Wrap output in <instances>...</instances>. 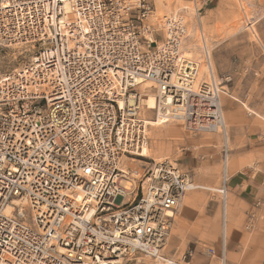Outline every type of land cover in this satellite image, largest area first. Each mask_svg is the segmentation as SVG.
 <instances>
[{"label":"built area","instance_id":"obj_1","mask_svg":"<svg viewBox=\"0 0 264 264\" xmlns=\"http://www.w3.org/2000/svg\"><path fill=\"white\" fill-rule=\"evenodd\" d=\"M187 26L156 0H0V47L33 50L0 75V264H179L163 251L187 175L152 160L135 178L119 163L147 147L149 112L224 128V79L197 81ZM227 155L224 143L223 197ZM202 252L226 264L224 243Z\"/></svg>","mask_w":264,"mask_h":264},{"label":"rangeland","instance_id":"obj_2","mask_svg":"<svg viewBox=\"0 0 264 264\" xmlns=\"http://www.w3.org/2000/svg\"><path fill=\"white\" fill-rule=\"evenodd\" d=\"M192 1L156 0V15L188 7L190 15L186 17L187 27L193 34V28L197 30V25L195 20H190V8H194ZM196 4L215 79H224L222 84L226 93L224 103V95L221 94V104L223 115L227 118L228 158L234 167L226 182L234 213V228L225 244L226 264H264V193L262 201L256 200L250 207L239 200L240 193L235 197L228 187L231 176L260 175L264 192V0H196ZM197 33H194L193 39L200 45ZM184 52L196 54L193 50ZM32 53L33 50L24 45L0 47V75L22 66ZM201 60V64L204 63L202 57ZM248 108L256 114L248 112ZM147 117V121H157L153 112H149ZM148 124L151 158L142 160L151 162L152 159L168 157L187 175V179L189 177L191 184L199 186L189 189L188 193L193 198L190 210L201 218L183 219L178 209L180 216L172 220L164 255L179 264H220L217 257L209 259L203 255L200 245L192 257L186 256L184 261L182 257L194 248L192 246L201 239V235L210 236V247L216 252L220 251L223 244L224 197L219 192L222 188V133L220 130L218 133H190L180 123L164 121L159 123L158 135V129L153 128L152 123ZM168 127L174 128L176 132H168ZM190 158L195 165L189 164ZM136 164L140 168L144 165L142 162ZM147 167L145 164L143 169ZM210 178L213 179L212 183L205 182V179ZM209 199L210 219L207 207ZM152 263L151 259L145 258L141 263L131 261L126 264Z\"/></svg>","mask_w":264,"mask_h":264},{"label":"bare ground","instance_id":"obj_3","mask_svg":"<svg viewBox=\"0 0 264 264\" xmlns=\"http://www.w3.org/2000/svg\"><path fill=\"white\" fill-rule=\"evenodd\" d=\"M176 1V0H174ZM179 1V0H178ZM193 5H194V8H190L192 10V14H191V21H194V20H199L200 19V16L197 15V4H196V0H193L192 1ZM173 7V6H172ZM188 7H184V8H177L176 11H172L170 13L172 14H181L182 15V18L186 19V17H188ZM157 13V12H156ZM158 16V15H157ZM200 22V21H199ZM197 22H195L196 24ZM198 25V24H197ZM248 25V23H247ZM193 30H195L194 33H196V31L198 32L197 35H198V39H199V42H200V45L198 43H196V41L193 39V36H194V33L191 34V29H187V34H186V38L184 40V43H183V46H182V52L184 54V56H187V57H191L193 58L194 60H196V62L198 63V77H197V81H200V80H208L209 78H211V75H213V77L215 78V75H214V69H213V65H212V62H211V56H210V51L208 49V46H207V43L205 41V35L202 33V28L198 27L197 30H196V27L193 28ZM201 32V33H200ZM200 35V36H199ZM202 39V40H201ZM206 48V49H204ZM184 49V50H183ZM185 50H188L190 52H192V50L194 52H196V54H187L185 53L184 51ZM189 52V53H190ZM203 54L207 55L203 57ZM201 57L203 59V62L201 60ZM205 58V59H204ZM152 84L149 82V81H146L142 84V88H145V87H149L151 86ZM148 93L146 94L147 97L144 99V104L147 105V107L149 109H153L155 107V99H154V96L152 93L149 92V89L147 90ZM225 92H223V95L224 97L222 98V103L223 101L225 100ZM157 117V121H148V123H152V125H154L153 128H155L156 130L158 129V126H159V123L161 124L162 122L164 121H168L166 119H164L161 115H156ZM226 117L225 115H223V122H224V128L222 126H216L213 128V131L218 133V130H220V132L222 133V136H223V142L226 143V145L228 144V133H227V129H226ZM168 132L170 133H173V132H176V130L172 127H168L167 128ZM156 134H160V131L158 129V132H156ZM150 153H149V148H148V145L147 147L144 148L143 152L140 154L139 157H123L121 158L120 160V163H119V167L120 169L122 170H125V171H128L132 177H135V178H140L143 174V167L145 164L148 165V162H146L145 160H142L143 158H151L150 157ZM154 160V159H152ZM156 163H162V162H165V161H169L171 164L176 165L175 162H173V160H171L170 158L168 157H164V158H159L157 160H154ZM136 162H142L144 163L143 166H141L142 168H140ZM225 164H226V170H227V177H228V174L230 173V169H231V163L229 162V158H228V155L226 157V160H225ZM183 173V172H181ZM194 189V188H197L196 185L194 184H191V182L189 181V177L188 179H186V184L184 186V193H183V204L182 205H190L192 203H190L187 199V196L190 194L188 193L189 189L191 190ZM227 193L226 195H224V201H223V215H224V223L222 225V243H224V245L227 243V240H228V237H229V233L227 231V218H228V214H229V207H228V201H227ZM181 207V205H180ZM180 207H178V209L180 210ZM177 209V210H178ZM179 210H178V214L175 212L172 214V219L174 218V220H176L180 215H179ZM223 217V216H222ZM180 221V220H179ZM226 221V222H225ZM146 257H143V258H138L136 260V263H141L142 260H144ZM148 259V258H147ZM156 262H154L155 264H162V262L160 260H155ZM113 263V261H111ZM119 262V261H118ZM153 262V260H152ZM152 263V264H154ZM101 264H108L107 261L105 260H102L101 261Z\"/></svg>","mask_w":264,"mask_h":264},{"label":"crops","instance_id":"obj_4","mask_svg":"<svg viewBox=\"0 0 264 264\" xmlns=\"http://www.w3.org/2000/svg\"><path fill=\"white\" fill-rule=\"evenodd\" d=\"M259 39L260 38L258 37V40ZM259 42L261 44V40H259ZM224 101H223V103H224ZM242 104L245 105L243 102H242ZM248 112H250L252 114H256L254 111L250 110L249 108H248ZM189 161H190L189 162L190 165H195L192 158H190ZM233 168L234 167L231 164L230 173L232 171H234ZM230 178H231L230 182L228 183V185H229L228 187L230 188V193L235 197L238 196L240 193V196H238V198L241 202L244 203V205H249L250 207H252L255 204L256 200L262 201L261 197H263L264 192L262 189L263 182H262L260 175H254L253 177H248L245 174V175H238L236 177L231 176ZM212 181H213L212 178L205 179V182L212 183ZM197 187H199V186H197ZM226 193H228V192L226 191ZM226 193H225V195H226ZM227 196H228V194H227ZM187 199L190 203H193V198L190 194L187 196ZM227 201H228V207H229V214H228V218H227V231L229 234H231L232 228H234V224H233L234 213H233L231 206H230L229 196L227 197ZM190 205H182L180 207L181 208L180 209L181 218L187 219L188 217H190L192 219H195V218L200 217V215L195 216L192 213V211L189 208ZM207 207H208V212H209L208 218L210 219V199L208 201ZM223 208H224V206H223ZM222 216L224 219L223 213H222ZM223 219H222V225L224 223ZM229 237H230V235H229ZM230 243H232V241H230ZM199 245L202 247H210V236L209 235L208 236L207 235L206 236L201 235V239L198 242L196 241L195 246H192V247L197 249V247Z\"/></svg>","mask_w":264,"mask_h":264}]
</instances>
